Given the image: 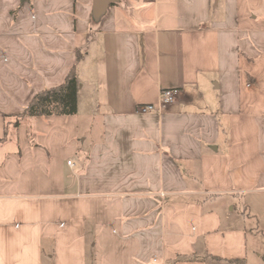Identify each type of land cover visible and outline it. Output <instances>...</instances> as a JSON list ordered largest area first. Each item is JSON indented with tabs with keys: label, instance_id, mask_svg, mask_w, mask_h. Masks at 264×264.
I'll return each mask as SVG.
<instances>
[{
	"label": "crops",
	"instance_id": "1",
	"mask_svg": "<svg viewBox=\"0 0 264 264\" xmlns=\"http://www.w3.org/2000/svg\"><path fill=\"white\" fill-rule=\"evenodd\" d=\"M94 1L0 0V264H264V0Z\"/></svg>",
	"mask_w": 264,
	"mask_h": 264
},
{
	"label": "trees",
	"instance_id": "2",
	"mask_svg": "<svg viewBox=\"0 0 264 264\" xmlns=\"http://www.w3.org/2000/svg\"><path fill=\"white\" fill-rule=\"evenodd\" d=\"M78 55V59H79ZM77 75L75 66L68 73L65 82L56 88L43 89L36 93L24 111L18 115L4 114L7 120L15 118V126H18L20 119L29 116H53V115H74L77 113ZM239 264V261H234Z\"/></svg>",
	"mask_w": 264,
	"mask_h": 264
},
{
	"label": "built area",
	"instance_id": "3",
	"mask_svg": "<svg viewBox=\"0 0 264 264\" xmlns=\"http://www.w3.org/2000/svg\"><path fill=\"white\" fill-rule=\"evenodd\" d=\"M181 90L179 88L174 89H164L162 90L161 97H160V107L168 106L173 104L177 101ZM157 110V107L152 104L142 105L139 107V111L141 112H151ZM68 164L70 166H74L72 161H69Z\"/></svg>",
	"mask_w": 264,
	"mask_h": 264
},
{
	"label": "water",
	"instance_id": "4",
	"mask_svg": "<svg viewBox=\"0 0 264 264\" xmlns=\"http://www.w3.org/2000/svg\"><path fill=\"white\" fill-rule=\"evenodd\" d=\"M116 0H95L94 1V19L96 21L101 20V18L106 14L107 9L110 4Z\"/></svg>",
	"mask_w": 264,
	"mask_h": 264
}]
</instances>
